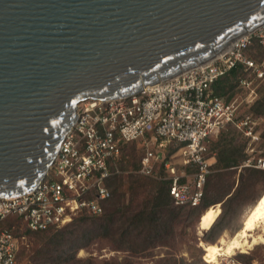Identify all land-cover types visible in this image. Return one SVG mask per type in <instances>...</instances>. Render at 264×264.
<instances>
[{
	"label": "water",
	"instance_id": "95a60500",
	"mask_svg": "<svg viewBox=\"0 0 264 264\" xmlns=\"http://www.w3.org/2000/svg\"><path fill=\"white\" fill-rule=\"evenodd\" d=\"M263 25L264 0H0V198L46 178L80 102L133 96Z\"/></svg>",
	"mask_w": 264,
	"mask_h": 264
},
{
	"label": "built area",
	"instance_id": "2783aa9c",
	"mask_svg": "<svg viewBox=\"0 0 264 264\" xmlns=\"http://www.w3.org/2000/svg\"><path fill=\"white\" fill-rule=\"evenodd\" d=\"M256 36L264 45V25L234 42L232 48L204 66L148 86L117 100L79 103L77 119L63 139L46 178L32 191L0 198V264H20L25 237L17 224L33 232L58 229L82 214L101 216L110 198L107 181L123 175L119 167L126 147L141 149L138 174L170 182L175 205L197 207L216 163L212 145L229 129L245 139L241 168L264 171L262 119L252 111L264 81V59L247 50ZM237 65L243 66L231 99L213 85ZM222 264H243L231 257Z\"/></svg>",
	"mask_w": 264,
	"mask_h": 264
},
{
	"label": "trees",
	"instance_id": "16d2710c",
	"mask_svg": "<svg viewBox=\"0 0 264 264\" xmlns=\"http://www.w3.org/2000/svg\"><path fill=\"white\" fill-rule=\"evenodd\" d=\"M253 59L256 58L253 57ZM243 74V66L237 65L226 76L220 78L213 85L214 92L218 96H226L228 100L231 99L236 90L238 78L243 76ZM252 111L256 115H264V93L254 104ZM223 138L224 136L221 135L217 142H214L212 145V150L216 153V163L213 166L212 173L207 177L204 187L203 200L197 207L175 205L174 200L169 193L170 182L164 178V172H160V179H152L142 176L138 174L139 161L137 162V166L136 164L129 165V163L124 162V154L123 159L119 162V167L122 171H124V174L115 175L107 181V187L111 192V196L103 203L104 212L101 216L89 215L85 213L75 218L71 223L58 229L52 228L47 231L33 232L23 226L24 230L22 232H19L16 228L14 233L19 236L25 234L41 235L52 233L48 236V241L40 249L37 257H35V260H33L34 264H68L71 260H74V262L79 264H84L75 259L74 252L78 249L87 247L90 241H92L95 237L100 235L109 236L115 231L119 234V239L123 244L128 243V238L130 236H132V242L139 239L141 247L143 248L148 245L155 246L159 242L164 243L172 234L174 223L188 221V218L197 211H201L199 216V218H201L202 214L210 207L219 203H222V206H224L227 202L231 203L241 194V180L233 191V186H218V181L223 179L225 175H229L231 171L239 169L242 162L246 158L243 151L240 150L233 142H225ZM129 166H132L130 171L133 172L129 171L127 168ZM241 169L249 170L251 173L257 174L259 177H264V171L262 170L253 168ZM141 177L146 178L150 184H152L150 190L151 198L146 199L139 209L131 210L130 207L123 201L125 191H123L122 188L126 185L127 190L135 193L136 190L144 184L145 180H142ZM213 179L216 180L214 188H216L218 194L209 197ZM251 181L252 185L256 182L254 178ZM263 194L264 192L261 196ZM261 196L257 199V201L261 198ZM185 211H187V215L183 214ZM226 213L227 210H223L222 216ZM91 219L100 220L101 223L99 227L101 229H97L95 232L90 229H85L83 227L84 224ZM217 219L213 223L210 230L207 231L206 236H209V239L206 240L210 242L207 243L209 245H215L216 240L226 229V226L223 225V220L220 221ZM241 227L237 231H239ZM247 252L249 251H243L242 253ZM19 256L20 251L18 254V260ZM85 264L93 263L85 262Z\"/></svg>",
	"mask_w": 264,
	"mask_h": 264
},
{
	"label": "rangeland",
	"instance_id": "374dc122",
	"mask_svg": "<svg viewBox=\"0 0 264 264\" xmlns=\"http://www.w3.org/2000/svg\"><path fill=\"white\" fill-rule=\"evenodd\" d=\"M251 58H256L258 61L264 59V45L259 42L256 36L252 38V44L247 50ZM236 93V90L234 94ZM260 97L264 93V81L259 83ZM262 119L259 121L257 129L262 133L264 141V115H259ZM225 142H233L240 150L245 152L246 142L245 137L241 133L229 129L223 134ZM220 138V137H219ZM218 140V139H217ZM216 140V142H217ZM124 162L136 164L142 154L141 149L137 145H130L125 149ZM245 154V153H244ZM130 171L132 166L127 167ZM133 172V171H130ZM135 173V172H134ZM256 182L252 185V179ZM144 181L143 186L133 193L126 189V185L122 188L125 191L123 201L131 210L139 209L146 199L151 198L152 184L146 179L141 177ZM241 180V194L234 199L231 203L227 202L224 206L219 203L221 214L217 220L222 221L226 226L223 234L216 240L218 245L224 237L229 239L241 227L244 217L248 211L252 209L253 204L264 192V177H259L257 174L251 173L249 170H242L241 167L237 170L231 171L229 175H225L223 179L218 181L219 187H232V191L238 186ZM215 179L212 180L209 197L218 194L214 188ZM227 213L222 216L223 210ZM186 210V209H185ZM183 214H188L187 211ZM201 211L192 214L188 221H180L173 224V232L166 239L164 243H157L155 246L148 245L141 247L139 239L132 242L130 236L128 243L123 244L119 239L117 231L109 236H97L85 248L78 249L74 252L75 259L81 263L92 262L93 264H209L204 258V250L201 247V242L210 243L207 232H199L198 223ZM185 218V217H184ZM101 221L98 219H91L84 224L85 229H90L95 232L101 229ZM19 232L24 230L21 224H17ZM52 233L34 235L25 234V240L20 248L19 263L20 264H34L33 260L37 257L40 249L48 241V236ZM132 235V234H130ZM130 244V245H129ZM143 248V249H142ZM239 251L234 255L235 260L243 264H264V243L256 245L252 250L247 253ZM246 252V251H244ZM229 258L223 259L221 264ZM68 264H79L71 260Z\"/></svg>",
	"mask_w": 264,
	"mask_h": 264
},
{
	"label": "bare ground",
	"instance_id": "6f19581e",
	"mask_svg": "<svg viewBox=\"0 0 264 264\" xmlns=\"http://www.w3.org/2000/svg\"><path fill=\"white\" fill-rule=\"evenodd\" d=\"M219 56L217 55L214 58ZM212 60L199 66H204ZM220 213L219 204L204 212L198 223L199 232L209 231ZM261 243H264V194L248 211L242 221L241 229L233 236L229 239L223 237L218 245H209L204 242H201L200 245L205 250L204 258L209 264H221L223 259L231 258L239 251H250Z\"/></svg>",
	"mask_w": 264,
	"mask_h": 264
}]
</instances>
